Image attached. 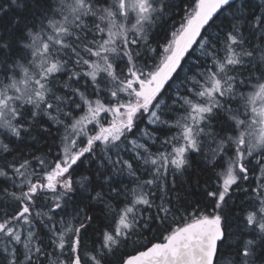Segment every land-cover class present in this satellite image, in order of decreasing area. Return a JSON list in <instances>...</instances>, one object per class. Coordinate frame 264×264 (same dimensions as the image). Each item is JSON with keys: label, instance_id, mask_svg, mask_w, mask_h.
Here are the masks:
<instances>
[{"label": "snow or ice", "instance_id": "6c2138e0", "mask_svg": "<svg viewBox=\"0 0 264 264\" xmlns=\"http://www.w3.org/2000/svg\"><path fill=\"white\" fill-rule=\"evenodd\" d=\"M0 264H264V0H0Z\"/></svg>", "mask_w": 264, "mask_h": 264}, {"label": "trees", "instance_id": "16d2710c", "mask_svg": "<svg viewBox=\"0 0 264 264\" xmlns=\"http://www.w3.org/2000/svg\"><path fill=\"white\" fill-rule=\"evenodd\" d=\"M11 15L12 14L10 13V16ZM201 172H202V168H200L194 163L193 170L191 172V178L187 182H183V181L178 182V188H179V184L183 183V187L187 189L186 191L181 192L182 196L188 197L189 199L198 198V193L200 190L195 187V181Z\"/></svg>", "mask_w": 264, "mask_h": 264}]
</instances>
